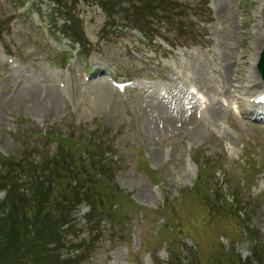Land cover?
I'll return each mask as SVG.
<instances>
[{"label": "rangeland", "instance_id": "rangeland-1", "mask_svg": "<svg viewBox=\"0 0 264 264\" xmlns=\"http://www.w3.org/2000/svg\"><path fill=\"white\" fill-rule=\"evenodd\" d=\"M174 1L184 10L201 2ZM202 1L198 12L207 4L212 14L184 20L193 22L203 43L193 48L184 44L189 38L164 33L179 28L176 19L161 22L159 32L146 37L126 29L134 23L122 24L126 12L117 11L116 22L123 26L113 31L103 28L105 16L94 0H81L71 6L88 59L81 60L75 46L61 68L57 56L67 41L53 44L44 33L45 25L58 28L63 21H51L45 4L26 12V0H0V173L10 167L29 193L39 183L34 175L53 166L57 194L68 182L65 170L100 168L102 176H91L99 198L92 216L103 219V234L89 243L92 250L79 264H151L147 251L159 263L168 261L170 251L175 264H228L252 256L257 247L252 238L264 245V123L247 116L251 98L264 91L253 68L264 47V0ZM181 9L173 10L179 15ZM208 19L213 22L205 25ZM153 25L157 19L146 20L149 30ZM88 68L155 86L129 87L120 94L102 78L85 81ZM187 87L205 102L191 100ZM193 154L209 171L198 181L189 161ZM10 159L24 166L3 162ZM38 161L42 168L34 165ZM213 161L217 165L208 168ZM211 188L218 191L217 204L207 197ZM4 198L0 190V203ZM232 198L236 207L228 203ZM89 208L87 201L71 208L81 230L66 244L94 239L84 225L92 217ZM53 223L43 224L41 236L53 231ZM18 232L15 252L27 234Z\"/></svg>", "mask_w": 264, "mask_h": 264}, {"label": "trees", "instance_id": "trees-1", "mask_svg": "<svg viewBox=\"0 0 264 264\" xmlns=\"http://www.w3.org/2000/svg\"><path fill=\"white\" fill-rule=\"evenodd\" d=\"M51 1L62 4L64 0ZM123 1L128 6V8H123L127 14L125 16L127 23L144 24L146 16L152 12L155 16L158 13L160 17L164 16L167 22L176 19L178 25L181 26L180 19L184 15L174 12L173 9L177 6L173 4V0H137L140 2L138 7L135 6L136 0H102L100 5L107 13H112L116 6L121 8ZM66 11L69 16L72 14L70 9L67 10V6L64 12ZM170 13H175V17L171 18ZM72 33L76 39L80 40V33L76 34V31ZM66 175L68 182L64 189L54 194V191L58 190L54 179L57 180L58 176L52 171H40L39 177L36 178L39 181L38 185L31 186L30 195L27 196L24 192H20L25 188L19 186V178L11 172L10 167L2 172L0 185L3 189L9 187V191L7 193L8 205L0 206L2 217L0 219V264H63L56 252V246L60 244L58 230L64 226L72 227L69 219L71 208L83 199L92 206L94 213L99 204L95 189H91L93 172L83 169L82 172L73 171L72 174ZM47 221L54 222V229L49 234L41 236L43 224ZM19 229L27 231V234L22 236L21 240L24 243L15 252L12 241L15 240L16 235H19ZM49 246L54 248L50 249ZM19 251L22 252L17 255ZM258 260L260 264H264V259L258 258ZM64 264L67 262L65 261Z\"/></svg>", "mask_w": 264, "mask_h": 264}, {"label": "water", "instance_id": "water-1", "mask_svg": "<svg viewBox=\"0 0 264 264\" xmlns=\"http://www.w3.org/2000/svg\"><path fill=\"white\" fill-rule=\"evenodd\" d=\"M258 68L260 69L261 74H262V77H263V79H264V51H263V53H262V56H261V59H260V62H259Z\"/></svg>", "mask_w": 264, "mask_h": 264}, {"label": "bare ground", "instance_id": "bare-ground-1", "mask_svg": "<svg viewBox=\"0 0 264 264\" xmlns=\"http://www.w3.org/2000/svg\"><path fill=\"white\" fill-rule=\"evenodd\" d=\"M256 62H257V58L253 61V65H255ZM260 96H262V95L256 96V97H254L253 99L255 100V99H257V98L260 97Z\"/></svg>", "mask_w": 264, "mask_h": 264}]
</instances>
